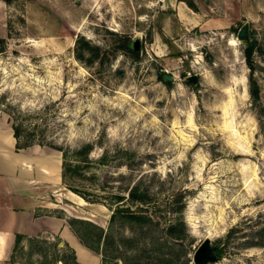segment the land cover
I'll return each mask as SVG.
<instances>
[{"label": "rangeland", "instance_id": "obj_1", "mask_svg": "<svg viewBox=\"0 0 264 264\" xmlns=\"http://www.w3.org/2000/svg\"><path fill=\"white\" fill-rule=\"evenodd\" d=\"M233 1L230 26L207 29L202 15L161 0H0V118L22 125L43 158L62 163L64 152L81 167L49 180L52 208L36 214L57 218L61 231L25 239L16 258L195 264L204 248L201 264H264V0ZM135 184L156 195L155 223L111 222L112 198ZM180 195L183 214L160 211ZM74 219L103 229L95 251L78 239L84 259L66 241ZM179 219L184 227L170 235ZM82 234L91 245L101 231Z\"/></svg>", "mask_w": 264, "mask_h": 264}, {"label": "crops", "instance_id": "obj_2", "mask_svg": "<svg viewBox=\"0 0 264 264\" xmlns=\"http://www.w3.org/2000/svg\"><path fill=\"white\" fill-rule=\"evenodd\" d=\"M161 3L176 7L192 20L202 15L207 29L226 28L231 24L224 17L233 7V0H190L194 8L188 0H161ZM59 158H43L42 151L35 147L18 150L11 125L0 118V264H35L30 262L32 258H16L18 253L24 254L28 249L25 239L44 230L54 235L61 231L62 225L57 218L36 215L53 204L49 203V180L62 178ZM18 235L24 238L17 246ZM66 238L79 258L82 250L78 238L72 233Z\"/></svg>", "mask_w": 264, "mask_h": 264}, {"label": "trees", "instance_id": "obj_3", "mask_svg": "<svg viewBox=\"0 0 264 264\" xmlns=\"http://www.w3.org/2000/svg\"><path fill=\"white\" fill-rule=\"evenodd\" d=\"M192 8H194V5L191 3H188ZM255 51V45L249 43L244 54H245V59L248 63L249 69L251 70L253 75V70H254V66H253V53ZM161 79H163L162 77H160ZM251 82H250V93L253 97V99L255 101L259 100V87L257 85V83L253 80V78H250ZM166 84L170 85L169 82H166ZM21 129H22V125L19 124H15L13 127V133H14V137L16 138L17 141V149L21 150V149H26L28 147L33 146L32 142L28 140H25L23 137H21ZM39 145L42 146V143H40ZM92 149V147L87 146L83 149L84 152H86L88 154V152H90ZM63 152V151H62ZM63 161H62V180L65 182L67 180V178L69 179V177L71 176L72 178H74V176H78L81 175V173L79 172L80 170V165L77 164L79 161L76 160V164L72 165L70 163V161L67 158V155L63 152ZM69 190L77 195H79L82 199H84L85 201H89L88 197L80 190H78V188L76 187H68ZM183 197L182 195L179 196V198H177V200H173L171 202H169L165 207H160V211H162L166 214L168 213H180L183 214V211L185 210V205L182 202ZM111 204L114 206V209L112 211V216H111V222H115L117 220L119 221H123L124 223H130L133 225H138L141 227H145L149 224H153L156 221L157 217V210L159 209V205L157 204L156 201V195H154L151 190L149 188L146 187H142L141 184H135L132 188L129 189L128 195L124 196V195H116L112 198ZM110 204V206H111ZM152 209V210H151ZM158 218V217H157ZM159 220V219H158ZM80 226L79 229L76 228V226ZM71 226L73 228V232L76 235V237L80 240V242L82 243V245L90 248L91 250H97L98 247L101 245V239H102V234H103V229H99L98 227H96L93 223H91L90 221H85L82 219H74L71 221ZM178 226H183L184 227V221L183 219H179L178 221H171L169 223L168 226V232L170 235H174V232L176 230V228ZM85 227H92L95 229H98L101 231V235L100 234H96L95 237L91 238H95L91 247V245L88 244V242L86 241V238L83 236L82 234V230H84ZM76 228V229H75ZM233 232L230 233L229 236H231ZM23 236H17V243L16 245L18 246L21 243V240H23ZM107 241V238H105L104 240V245ZM263 242V241H262ZM263 244V243H260ZM93 246H97L93 247ZM222 246V245H221ZM222 249V248H221ZM220 249V250H221ZM103 251L105 252L106 255H109V253H107V250H105V248L103 249Z\"/></svg>", "mask_w": 264, "mask_h": 264}, {"label": "water", "instance_id": "obj_4", "mask_svg": "<svg viewBox=\"0 0 264 264\" xmlns=\"http://www.w3.org/2000/svg\"><path fill=\"white\" fill-rule=\"evenodd\" d=\"M249 35H250V27H249V25H245L239 33V40L240 41H246L247 38L249 37ZM133 46H134L135 51H139L140 50V41L136 40L134 42ZM163 79L165 81H172L173 80V78L170 77L169 75H163ZM187 82H189L191 84H196L198 82V76H196V75L189 76L187 78ZM206 255H207L206 250L204 248L200 249L195 255V260H194L195 264H201V262L204 260Z\"/></svg>", "mask_w": 264, "mask_h": 264}, {"label": "bare ground", "instance_id": "obj_5", "mask_svg": "<svg viewBox=\"0 0 264 264\" xmlns=\"http://www.w3.org/2000/svg\"><path fill=\"white\" fill-rule=\"evenodd\" d=\"M79 254H80V258L81 259H84L85 258L84 255L82 254V252H79Z\"/></svg>", "mask_w": 264, "mask_h": 264}]
</instances>
